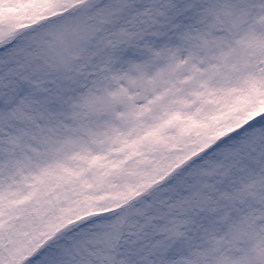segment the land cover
Masks as SVG:
<instances>
[{"label": "snow or ice", "instance_id": "1", "mask_svg": "<svg viewBox=\"0 0 264 264\" xmlns=\"http://www.w3.org/2000/svg\"><path fill=\"white\" fill-rule=\"evenodd\" d=\"M40 4L0 13V264H264V0ZM73 20L68 77L34 37Z\"/></svg>", "mask_w": 264, "mask_h": 264}, {"label": "rangeland", "instance_id": "2", "mask_svg": "<svg viewBox=\"0 0 264 264\" xmlns=\"http://www.w3.org/2000/svg\"><path fill=\"white\" fill-rule=\"evenodd\" d=\"M14 11L7 6L0 7L5 23L23 29L34 24L40 18V0H15L12 4ZM81 21L73 20L67 25H58L42 30L34 37V51L37 56L53 73L68 77H76L82 71V56L86 41L80 31ZM256 246L253 235L242 234L229 241V247L237 260L241 256H249Z\"/></svg>", "mask_w": 264, "mask_h": 264}]
</instances>
